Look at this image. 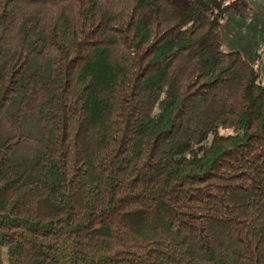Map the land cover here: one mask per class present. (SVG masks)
Returning <instances> with one entry per match:
<instances>
[{
    "label": "trees",
    "instance_id": "trees-1",
    "mask_svg": "<svg viewBox=\"0 0 264 264\" xmlns=\"http://www.w3.org/2000/svg\"><path fill=\"white\" fill-rule=\"evenodd\" d=\"M249 9L0 0V264H264Z\"/></svg>",
    "mask_w": 264,
    "mask_h": 264
},
{
    "label": "rangeland",
    "instance_id": "rangeland-1",
    "mask_svg": "<svg viewBox=\"0 0 264 264\" xmlns=\"http://www.w3.org/2000/svg\"><path fill=\"white\" fill-rule=\"evenodd\" d=\"M247 16H231L223 21V48L239 49L255 64L261 77L264 75V0H248Z\"/></svg>",
    "mask_w": 264,
    "mask_h": 264
}]
</instances>
